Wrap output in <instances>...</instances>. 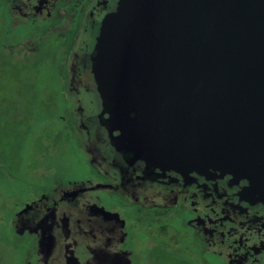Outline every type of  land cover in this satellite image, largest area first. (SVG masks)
<instances>
[{"label":"flooded vegetation","instance_id":"1","mask_svg":"<svg viewBox=\"0 0 264 264\" xmlns=\"http://www.w3.org/2000/svg\"><path fill=\"white\" fill-rule=\"evenodd\" d=\"M2 1L0 50L12 63L59 70V96L44 87L34 98L87 107L55 117L60 127L45 121V135L34 134L45 145L29 152L16 189L0 193V264H264L261 191L230 175L129 161L88 110L100 107L90 54L117 0Z\"/></svg>","mask_w":264,"mask_h":264},{"label":"water","instance_id":"2","mask_svg":"<svg viewBox=\"0 0 264 264\" xmlns=\"http://www.w3.org/2000/svg\"><path fill=\"white\" fill-rule=\"evenodd\" d=\"M5 13L0 0V47ZM90 61L100 107L88 110L99 111L126 159L183 176L230 175L264 195V0H117L102 19ZM13 64L11 80L16 68L27 70ZM55 70L38 89L34 78L15 86H27L21 96H40L44 87L59 96ZM6 96L0 94V104ZM63 101L37 103L44 120H54L50 127L63 114L54 102ZM15 103L12 109L35 125L37 112ZM71 104V111L87 107Z\"/></svg>","mask_w":264,"mask_h":264},{"label":"rangeland","instance_id":"3","mask_svg":"<svg viewBox=\"0 0 264 264\" xmlns=\"http://www.w3.org/2000/svg\"><path fill=\"white\" fill-rule=\"evenodd\" d=\"M6 56H7V60L5 61V56H3V54L0 55V64H2V66H0V94L2 92L7 94L6 98L8 99L5 102L3 108H2L3 103L1 102L0 104V193L4 196L8 195V191L16 189L17 177H20V174L21 176L23 175V171L22 170L20 171V169L23 167L24 162L29 161L34 157L31 156L29 152L31 150L34 151L35 148L33 147H35L36 145L38 146L40 139L37 140L34 139V134L31 131L32 128L37 129L36 131H38L39 128L42 127L39 132L41 133V136H44L45 133L47 132V130L43 127V123L47 120H44L45 119L44 115L40 113V110L43 109H40L38 107L37 103H39V100L38 99L36 100L33 96L31 98L27 94L21 96L22 95L20 94L21 89L23 91L24 89H26L27 86L24 85L21 86L22 84L21 83L20 87L18 88L15 85L20 81H22L23 83H27L26 81L27 79L34 77L40 79L39 72L41 75V80H45L51 77V75L54 72H56L55 67H53L50 72H45L44 68L38 70L33 66L27 67L26 71H23V69L16 68L14 74L16 76V79L11 80L7 78L9 73L8 71L14 68V65L16 64H13L11 62L7 54ZM20 65L23 66V64ZM4 70L6 71L5 75H3ZM13 81H15V83H12ZM9 98L13 102H8L10 100ZM33 100H36V102H34ZM15 102H20V104L22 102H26L28 103V107L32 109L31 112H35V113L37 112L36 113L37 117L31 119L32 121H34L35 125L31 124L29 119H26L28 117V114L25 113L22 114L21 110L19 111V109L17 108L12 109V106L17 107V103ZM72 107L73 105L69 100L68 101L64 100L63 102H59L58 104L57 102H54V111L58 109L57 111L63 113V115H69V113H73V111H71ZM60 124L61 121L59 122V120L57 119L55 121V125L57 127H60ZM29 131H30V135H29ZM44 141L45 140L43 139L41 143L42 147L43 144L45 145ZM19 162H22L21 163L22 167L21 165H19L20 164ZM4 164H7L5 170H3L1 167L4 166ZM8 172L10 173V175H15L14 176L15 178L14 177L9 178Z\"/></svg>","mask_w":264,"mask_h":264},{"label":"trees","instance_id":"4","mask_svg":"<svg viewBox=\"0 0 264 264\" xmlns=\"http://www.w3.org/2000/svg\"><path fill=\"white\" fill-rule=\"evenodd\" d=\"M3 106H4V103L2 104V108H3Z\"/></svg>","mask_w":264,"mask_h":264}]
</instances>
